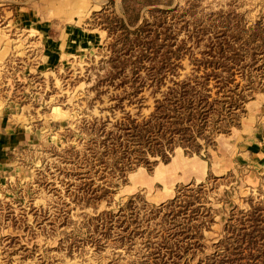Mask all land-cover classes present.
Masks as SVG:
<instances>
[{"label": "rangeland", "instance_id": "obj_1", "mask_svg": "<svg viewBox=\"0 0 264 264\" xmlns=\"http://www.w3.org/2000/svg\"><path fill=\"white\" fill-rule=\"evenodd\" d=\"M112 1L105 11L107 0H0V98L18 97L22 71L26 91L16 101L33 99L50 122L24 150L25 183L0 190V264H264V173L190 184L171 168L180 155L209 157L251 104L258 118L264 0H127V17ZM61 19L70 23L63 31ZM74 25L85 46L48 66L47 37ZM170 90L204 91L232 114L205 119L203 133L173 144L165 159L126 138L128 152L115 150L117 129L147 121Z\"/></svg>", "mask_w": 264, "mask_h": 264}, {"label": "crops", "instance_id": "obj_2", "mask_svg": "<svg viewBox=\"0 0 264 264\" xmlns=\"http://www.w3.org/2000/svg\"><path fill=\"white\" fill-rule=\"evenodd\" d=\"M64 1L69 2V0ZM73 17L70 20H73ZM68 24H70L69 20L61 19L57 26L63 31V28H66ZM69 27V30L65 31L66 35L72 33V39L68 38L69 48H67L66 44L61 45V38H65L66 35L60 36L59 34L53 40L45 36V38L47 37L46 46L49 51L45 55L44 61L48 66L67 63L73 58L76 50H82L81 46H85L82 40L81 26L74 25ZM38 61L39 63L35 66V70L37 73L42 74L44 61L42 58H39ZM21 73L22 71L17 75L19 77L17 81L25 85V78L19 76ZM23 86L15 92L18 97L14 100L6 101V99L0 98L1 191L9 184L17 183L22 185L25 183L28 176V167L25 165V158L23 157L24 150L26 146L29 147V144L41 142L43 137L49 134L50 122H45L44 114L38 112L36 101L32 99L30 102V98H28V103L26 104L16 101L26 91L23 90ZM32 95L34 96L35 92ZM255 105L251 104L250 107L248 106V117L243 120L241 128L233 130L230 135L220 139L218 148L212 151L209 157L204 159L200 154L189 157L180 155L174 159V162L178 160V165L173 164L171 168L178 167L177 169H180L184 174L183 179L192 180L190 184L196 183L195 181L197 180L203 181L208 174H212L214 177H222L227 174L233 176L231 173L237 172L239 169L247 171L250 168L245 175L246 180L250 179L248 174L259 175L264 173V104L257 109V119V114L253 111V106ZM12 111L19 113L11 115ZM22 112H26V114L21 116Z\"/></svg>", "mask_w": 264, "mask_h": 264}, {"label": "trees", "instance_id": "obj_3", "mask_svg": "<svg viewBox=\"0 0 264 264\" xmlns=\"http://www.w3.org/2000/svg\"><path fill=\"white\" fill-rule=\"evenodd\" d=\"M107 1L108 7L105 11L111 7L113 2L112 0ZM131 11L132 7L127 4V0H120V12L127 17L126 14ZM117 21L121 27L120 29L127 31L122 21ZM128 22L134 24L135 21ZM240 57L242 58V56ZM224 59H227V57ZM224 81L228 82L229 80L225 79ZM178 84L176 86L180 88L188 85V83ZM200 86L204 87V83L200 84L197 88ZM247 89L256 90L257 88L249 86ZM228 90L221 91L219 93L220 97L229 100L228 96L231 92ZM163 102L166 105H163ZM215 103L216 100L210 99V94L204 91L194 94L190 98L187 95L181 94L179 90H170L169 95L164 97V101L157 102L153 113L147 121L140 124H134L133 121H130V127L123 124L117 129L118 134H115L114 149L123 151L124 153L128 152L129 148H125L122 144L123 142H119L121 138H126V143L131 145V147H134V145L145 146L152 156H159L165 159V151L170 150L173 144L178 142L184 143L188 138L202 134L209 124L208 122H204L205 119L214 118L215 120H222L227 117L223 113L232 114L231 110L217 109ZM171 104L176 105L177 108L171 110L169 107ZM187 123H189V126H186ZM177 127L182 128L177 129ZM130 137H133L134 141H131ZM162 138L165 139L162 140ZM256 264L259 263L257 262Z\"/></svg>", "mask_w": 264, "mask_h": 264}]
</instances>
